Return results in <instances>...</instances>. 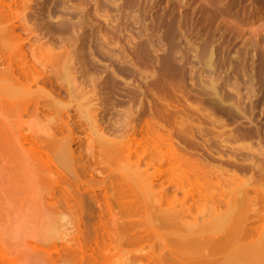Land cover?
<instances>
[{"label": "rangeland", "instance_id": "374dc122", "mask_svg": "<svg viewBox=\"0 0 264 264\" xmlns=\"http://www.w3.org/2000/svg\"><path fill=\"white\" fill-rule=\"evenodd\" d=\"M0 87V264H41L49 221L82 264H262L264 254L238 257L256 210L264 224V0H0ZM67 122L86 163L100 158L90 221L64 144L46 153L31 138L63 124L66 141ZM155 126L220 184L174 206L176 161L147 189L170 143ZM138 128L146 141L129 160ZM19 130L27 149L14 143ZM47 175L63 191L45 203L36 179ZM19 208L32 217L15 224ZM228 230L238 239H208Z\"/></svg>", "mask_w": 264, "mask_h": 264}, {"label": "bare ground", "instance_id": "6f19581e", "mask_svg": "<svg viewBox=\"0 0 264 264\" xmlns=\"http://www.w3.org/2000/svg\"><path fill=\"white\" fill-rule=\"evenodd\" d=\"M171 39H173V38H171ZM211 51L212 50H210L209 52H211ZM204 52H206V51H204ZM178 53H179V51H178ZM207 55H209V57H210L209 53ZM211 56H212V53H211ZM175 57H176V55H175ZM208 59L209 58H207L206 60H208ZM210 59H209V61H210ZM209 61H208V63H209ZM1 88L2 87H0V89ZM215 106H217V105H215ZM162 110H165V112H166V109H162ZM154 122H158L157 119ZM158 123H160V122H158ZM67 124L69 125L67 129L70 128L72 130H70L69 134L67 135V140L66 141L64 140L66 135L63 136V139H61L62 137H59V135L61 133L65 132V127L63 126V124H60V126L56 127L55 131H51V133H50V131L49 132L46 131L44 134H42L43 135L42 138H37L34 135H32L31 138L34 139V140H37L40 143V148L43 151H45L46 153H49L52 150V147L55 146V144H57V143L58 144H64L65 154H66V156H67V158L69 160L72 159L74 161L72 163V167H73L74 171L76 172V177H75V179L72 182L73 186H72V188L70 190L72 192H75V195H77L78 198H80L82 200H85V201H88L89 203H92V205L88 206V211H87V218L90 221V220H93L96 217H99L100 216V212H101V209L99 208L100 202H99V191H98V188H97V184L90 182V180H94V181L97 180L95 175H96V172H100V170L98 169V167H99L98 165H100V162H99L100 158L96 157V156H92L93 162H94V159H95V161L97 160L96 163H98V165H91V164H87L86 163L88 161V159L85 158V156L82 154V152L80 150H78L79 147H80V141H77L75 139V136L77 135L76 131L74 130V127L72 125H70L68 122H67ZM161 124H162V122H161ZM161 124H158V125L161 126ZM163 125L164 124H162V126ZM165 126H167V125L165 124ZM143 127H145V126H143ZM145 128H147V127H145ZM157 128H159V126H155V128H152V130L156 129L155 131H157L158 130ZM143 130L141 128H138L137 132H134V133H132L130 135L129 144L127 146V152H128V159L129 160H132V155L134 154V152H136V150L138 149V146L139 145H143V143H145V141H146L144 139V137H143V135H145ZM155 131L152 132V136L156 135V137H155L156 141L164 139V140H166V141L168 140L170 142V138L172 139L171 135L174 134L173 131L170 132L171 135L169 133H166V136H169V135L171 136L170 138L169 137L166 138L165 134L163 135V134L159 133L160 130H159V132L157 131L158 133L155 132ZM77 136H79V135H77ZM150 136H151V134H150ZM174 136H176V135H174ZM28 138H29V136L26 133H24L23 131L19 130L14 135V139H15L14 143H15V145L18 148L24 147V148L27 149L29 147V146H27V144L29 143L28 142L29 141ZM172 142H170L169 145H167L169 150H166V149H165V151L162 150L163 151L162 152L163 153L162 154V158L160 160L158 159L159 163L157 162V164H158L157 166H155V164H156L155 160H154V158H152L151 163H153V165L156 167V169H155V171L153 173L149 174L150 177H151L150 178L151 183H150V185H146V187H147V189H152L154 187V183L157 180L156 178H158L156 176V172H159V173L161 172L162 173V172L166 171L167 168L164 167L166 162H169V163L170 162H174L175 163L176 161L180 162L181 164L184 165V166H182L180 163L178 164L180 167L182 166L181 167V172L182 173L179 174V181H180L181 184H178V185L176 184V185L178 186L179 189H182L184 195H183V197L176 198L174 200V202H175L174 206H176V204H181V206H183V205H185V203L188 201L189 198L194 199L193 195L195 193L194 192L195 188L201 187L202 190H206L207 187H209V186H211L213 184L219 185L221 179L218 177V179L215 180V181H213V180H202L201 177H202V173L204 171V167H205L204 165L205 164L202 163L203 164L202 165L200 162L197 163V161L195 159L194 160L196 162L192 158L189 159V155L188 154H187L188 155L187 159H186V155L183 156V154L182 155L178 154V153H181L182 151L180 152L179 151L180 149L179 150L177 149L178 146L175 145V142H174V144ZM175 146H177V147H175ZM182 146H184V145H182ZM158 149H159V147H158ZM147 151L148 152H153L152 149H148ZM234 151H236V150H234ZM242 152H243V150H242ZM182 153H184V152H182ZM185 154H186V152H185ZM198 161H200V160H198ZM55 169H56V172L63 173V171H64L63 168H61L57 164L55 165ZM89 171L92 172L91 173V179L88 178V172ZM211 173H212V171H211ZM212 178H213V176H212ZM14 180H15V183H17V182L20 181V178H16V179L14 178ZM55 181L56 180L54 178H51L48 175L47 176H41L38 181L36 179V183H38V184H40L42 186V192H41L42 194L41 195H42V199H43V201L45 203L46 202L48 203L50 198H52V196H55L56 194H58V193L63 191V189H58L57 186H55ZM171 183H175V180L174 179L173 180L169 179L168 180V184H171ZM186 183H188L191 186L189 188L186 187ZM123 192L125 193V195H127V191H123ZM210 193L212 194L213 192H210ZM213 202L216 203L218 209H220L219 205H221V202H219V201H213ZM20 209L21 208H19L18 210L13 212L15 214V216L13 218V221L15 222V224H19L21 221H24L25 218L32 217V213L27 212L26 209L25 210L21 209L22 211ZM213 209H214V212H217V213L213 212V215L215 217H219V215H221L223 212L225 213L224 210H223L222 213H220V212H218L219 211L218 209H216V208H213ZM226 215H228V214H226ZM12 217H11V219H12ZM182 219L183 218L181 217V220ZM224 222H226V221H221V222L218 223V225L220 226ZM249 223L250 224L245 228V232L239 237L240 239L243 240V242H242V244L239 245V248H240L242 256H239L238 258L245 259V260H246V257H248L247 255H249V257L257 258L259 256H263V254H264V224L261 223V218H260V215L258 214L257 210H256L255 215L252 216V219H250ZM227 224H228V222H227ZM44 225L45 224H43V226ZM218 225L215 226V227L217 228ZM256 233H258V235L256 237H254L256 235ZM43 234L46 237V240H51V241H45L44 242V248L41 247V249H42V253H41L42 258H40L41 259L40 261L42 263L39 261L41 264H67V260H68L67 257H69V256H71L69 259L74 260L75 264H82L84 256L79 255V252L76 249H74L73 247H70V246L68 247L66 243L63 244L64 243L63 241L65 240L64 231H62V229L59 227V225H58V223H56V221L55 222H53V221L50 222L49 221L45 225ZM239 234L240 233L234 234L233 231L228 230L226 232V234L223 237H221V238L215 237L214 240L212 238H208V239H211L214 243H220V241L231 242L233 239H238L237 236ZM47 238H50V239H47ZM60 247H62V249H64L65 252H66L65 253L66 257L65 258H62L61 255L58 254V249ZM245 251H246V255L243 253ZM77 255H78V257H77ZM254 260H256L257 264H258V260L257 259H254ZM262 264H264V261L262 262Z\"/></svg>", "mask_w": 264, "mask_h": 264}]
</instances>
